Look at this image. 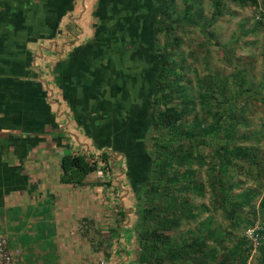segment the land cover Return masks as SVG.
Here are the masks:
<instances>
[{
    "label": "trees",
    "instance_id": "16d2710c",
    "mask_svg": "<svg viewBox=\"0 0 264 264\" xmlns=\"http://www.w3.org/2000/svg\"><path fill=\"white\" fill-rule=\"evenodd\" d=\"M57 1L0 0V60L8 61L9 70L20 73L24 55L19 46L31 28L56 26L62 6ZM176 2L97 0V31L93 40L85 39L93 43L86 50L94 60L87 82L97 87L101 108H114L120 113L118 121H126L114 149L130 160L132 147L142 144L148 158L144 182L134 170L127 172L140 211L138 257L123 264H249L255 248L245 234L260 219L258 211L264 215V200L258 206L260 187L245 189L239 178L250 174L264 186V156H259L254 137L242 131L252 123L244 100L246 93L253 98L259 91L264 94V77L260 90L246 84L241 65L252 59L235 52L236 40L221 46L233 82L214 72L198 76L196 63L181 54L193 2L185 0L182 12ZM242 2L256 5L254 0ZM223 6V0H215L213 15L197 28L212 35L208 27L219 20ZM141 117L146 128L135 141L132 131ZM116 152L104 150L99 158L65 154L61 180L83 186L89 174L100 170L106 175L102 184L116 188ZM257 230L255 251L264 264V224Z\"/></svg>",
    "mask_w": 264,
    "mask_h": 264
},
{
    "label": "crops",
    "instance_id": "0c3cea01",
    "mask_svg": "<svg viewBox=\"0 0 264 264\" xmlns=\"http://www.w3.org/2000/svg\"><path fill=\"white\" fill-rule=\"evenodd\" d=\"M57 2V27H33L20 44V73L0 60V233L18 264H100L101 250L109 264H123L138 257L133 186L106 187L102 171L83 186L61 180L65 154L115 150L126 121L114 108L104 111L97 87L87 82L94 60L86 50L93 43L85 42L92 38H83L87 27L73 30L87 17L78 6L89 1Z\"/></svg>",
    "mask_w": 264,
    "mask_h": 264
},
{
    "label": "rangeland",
    "instance_id": "374dc122",
    "mask_svg": "<svg viewBox=\"0 0 264 264\" xmlns=\"http://www.w3.org/2000/svg\"><path fill=\"white\" fill-rule=\"evenodd\" d=\"M88 1L89 2L85 4V6L87 5L86 7H82L81 5L78 6L79 10L83 9L84 12L82 14H87V17L83 19L84 23L75 24V30L73 31L76 32V29L82 30L83 28L87 27V32H84L83 38L86 40L92 38L93 40L94 30L91 23L95 20H91L90 16H93L92 13H94L95 10L94 2L97 3V0ZM223 1V12L219 17V20L214 25L208 27L210 30V34L212 33V35L207 36L206 31L198 29L197 27L198 25L205 23V21L211 18V16L213 15L215 0H192L193 7L190 19V23L192 24V26H188L190 25L189 23L183 28L182 31V57L185 55L186 59H188L190 63H196L195 68L197 70L198 76L203 77L210 72H214L213 74L216 73L218 74L217 76H227L229 83H231L233 82L232 75L234 73L231 70L232 68H230V66L225 61V52L221 50V46H225L228 42L236 40L237 44L235 47H237V49L235 52H237L243 58H249V60L252 59L250 63L241 65L244 69V72H246V77H244L246 84H248V86L252 88L257 87L260 90V85L261 82H263L262 79L264 77V29L261 30L262 24L264 25V0H254L256 2V5L253 8L252 6L250 7V4H244L242 0ZM176 4L178 6V10L182 12V7H185V0H177ZM61 26L62 24L60 25V27ZM253 28H256L254 32H252ZM250 29L252 30L247 32ZM70 34L73 35L72 33ZM206 62L208 63L209 67L205 69ZM253 96H255V98H253L252 96L249 97L248 93H246V99L244 101L245 104H248L249 113L247 117L249 118L248 120H250L252 123L251 125L249 123V126H251H248L249 128H247V126H242V131L254 137L255 142L258 144L257 150L261 149V151L258 152L259 156H261V154L264 156V94L262 93V91H259ZM137 120L138 121L135 125V128L132 131V136L134 137L135 141L141 140V138L144 136V129L146 128V121L144 117H141ZM141 145L142 144H137L138 147H132L133 150L130 160L127 158L126 153H123L122 151L116 152V150H113L116 152V161L114 160L115 162L113 161V164H116L118 166V168L114 170V177L116 176V174L120 175V181L118 183L120 187L126 186V184H128L127 181L130 182V184L128 185L132 186L131 183L133 182V177L132 175H130V173H127L128 170L129 172H132L134 170L136 174H139L140 182H144L143 180L147 177L146 173L147 169H149L147 162L148 158L146 151L142 150L144 145ZM89 153L97 158H99L101 155V152L95 150L89 151L88 154ZM128 165L130 166L129 169ZM102 174V177H105V173L103 172ZM239 179L243 180L246 183L245 189H255L257 188V186L260 187L261 192L257 201V205L260 206V202L264 200V186H261V180L254 178L250 174H242ZM135 198L136 200H130V202H135L134 206L136 210L135 214L137 220L134 231L137 232L136 225L138 224L140 208L139 205H137V199L139 200L138 195L136 197L134 196V199ZM198 201L201 202L204 200ZM108 214H111V208L105 207L106 222L109 218ZM257 217L260 218L258 222L254 225V227L249 228L245 234V237L253 242L255 249L259 246V243L257 244L258 241L256 242L251 238V236H249L251 235L250 232L257 230L256 228L259 226V224H264L263 213L258 211ZM120 219L122 220L121 222H124L123 220L125 219V216L123 212H120ZM218 220H221V218L218 217ZM3 235L8 238L7 234ZM105 240L106 237H104L103 241ZM255 249L253 250L252 256L249 260V264H259L260 254L259 252H257V250L255 251ZM102 251L103 260L100 261V259V262H98L109 264V253L106 252V250H101V252Z\"/></svg>",
    "mask_w": 264,
    "mask_h": 264
},
{
    "label": "built area",
    "instance_id": "2783aa9c",
    "mask_svg": "<svg viewBox=\"0 0 264 264\" xmlns=\"http://www.w3.org/2000/svg\"><path fill=\"white\" fill-rule=\"evenodd\" d=\"M257 229V228H256ZM258 230H254L251 233V238L254 239L257 244L260 243L259 234L257 232ZM19 257L18 255L11 249L9 245L8 238L0 234V264H18ZM100 264H105L104 262H101Z\"/></svg>",
    "mask_w": 264,
    "mask_h": 264
}]
</instances>
